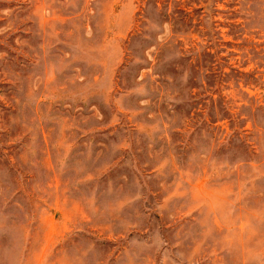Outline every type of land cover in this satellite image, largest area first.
<instances>
[{"label": "rangeland", "instance_id": "rangeland-1", "mask_svg": "<svg viewBox=\"0 0 264 264\" xmlns=\"http://www.w3.org/2000/svg\"><path fill=\"white\" fill-rule=\"evenodd\" d=\"M0 264H264V0H0Z\"/></svg>", "mask_w": 264, "mask_h": 264}]
</instances>
